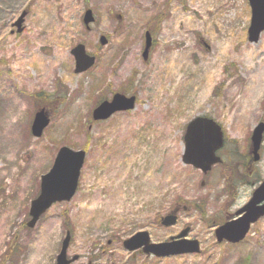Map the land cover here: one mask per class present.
<instances>
[{"label":"rangeland","instance_id":"rangeland-1","mask_svg":"<svg viewBox=\"0 0 264 264\" xmlns=\"http://www.w3.org/2000/svg\"><path fill=\"white\" fill-rule=\"evenodd\" d=\"M250 17L248 0H0V264H56L67 232L70 264H264V217L236 244L217 243L212 226L264 178V134L259 159L247 155L264 122V84L255 87L264 32L247 40ZM77 44L95 56L82 73L70 53ZM117 92L135 94L134 109L93 121L94 107ZM41 107L50 123L33 137ZM198 116L224 133L223 162L207 173L182 162L185 127ZM61 146L86 151L77 191L28 227L40 177ZM174 208L176 223L162 225ZM186 227L197 253L155 257L123 246L139 231L163 243Z\"/></svg>","mask_w":264,"mask_h":264},{"label":"water","instance_id":"water-1","mask_svg":"<svg viewBox=\"0 0 264 264\" xmlns=\"http://www.w3.org/2000/svg\"><path fill=\"white\" fill-rule=\"evenodd\" d=\"M251 8L250 25L247 30L248 41L257 42L264 31V0H248ZM25 12H22L14 25L17 32L22 31V23ZM92 11L87 9L83 16V22L88 27L93 22ZM102 44L106 43L103 36L100 37ZM151 46V35L145 33V45L142 52L144 59H147L149 48ZM71 54L75 59L74 72L80 73L90 68L95 61V57L86 53L82 44H77L71 49ZM135 96H127L121 93H115L110 100L100 102L92 111L93 120H106L112 114L120 111L131 110L135 106ZM50 118L44 108L39 109L34 116L31 133L35 137H40L44 128L49 124ZM264 132V123L260 122L252 131L251 135V153L253 159L259 157L258 150L262 141ZM220 126L211 118L196 117L186 126L183 141L184 151L182 161L185 164L192 165L203 172L210 170L213 164L221 161L216 155V151L223 144V137ZM85 151L74 150L67 146H61L54 158L50 170L41 175L40 192L32 200L29 209L30 220L27 222L29 227H33L39 217L55 202L69 201L76 192L81 167L84 163ZM237 218L228 220L215 229V237L218 242L229 241L236 243L242 240L250 229L252 223L264 216V180L253 191L250 200L239 210L236 211ZM176 222L175 213L166 215L162 223L166 226ZM188 228L182 230L177 240L163 243H150L147 232L141 231L126 239L124 247L129 250L142 248L144 253L153 254L157 257L170 255H179L185 253L199 252V243L196 240L184 238ZM70 235L67 232L62 241L60 252L56 257V264H70L77 259L73 256L67 258V249L69 246Z\"/></svg>","mask_w":264,"mask_h":264},{"label":"trees","instance_id":"trees-1","mask_svg":"<svg viewBox=\"0 0 264 264\" xmlns=\"http://www.w3.org/2000/svg\"><path fill=\"white\" fill-rule=\"evenodd\" d=\"M43 99H45V97L44 98H41V100H43ZM228 170H229V176H227L228 182L230 183V181H231V183H233V179L234 178L232 177V175L234 173H236V171L234 172V167L232 165L228 167Z\"/></svg>","mask_w":264,"mask_h":264},{"label":"bare ground","instance_id":"bare-ground-1","mask_svg":"<svg viewBox=\"0 0 264 264\" xmlns=\"http://www.w3.org/2000/svg\"><path fill=\"white\" fill-rule=\"evenodd\" d=\"M263 84H264V79L257 80V82L255 83L256 89L259 90Z\"/></svg>","mask_w":264,"mask_h":264},{"label":"flooded vegetation","instance_id":"flooded-vegetation-1","mask_svg":"<svg viewBox=\"0 0 264 264\" xmlns=\"http://www.w3.org/2000/svg\"><path fill=\"white\" fill-rule=\"evenodd\" d=\"M247 164H248V166H250L248 162H247Z\"/></svg>","mask_w":264,"mask_h":264}]
</instances>
